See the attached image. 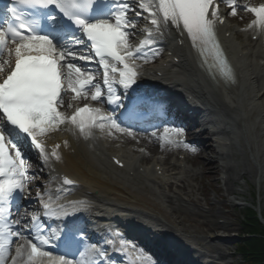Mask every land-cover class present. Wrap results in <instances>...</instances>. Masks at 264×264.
<instances>
[{"label": "snow or ice", "instance_id": "snow-or-ice-1", "mask_svg": "<svg viewBox=\"0 0 264 264\" xmlns=\"http://www.w3.org/2000/svg\"><path fill=\"white\" fill-rule=\"evenodd\" d=\"M220 3L237 15L238 0H137L135 6L129 0H12L11 7L5 5L10 18L0 24V264H98V258L106 255L86 243L88 225L76 215L87 207L86 202H62L64 186L74 185L72 179L63 178L55 195L38 193L41 209L32 211L30 219L22 214L26 210L19 202L31 197L30 183L35 179L29 172L28 152L35 149L45 164L60 161V145L49 152L45 139L62 125L85 139L96 130L135 139L134 123L144 118L158 129L160 125L152 121L167 109L160 99L141 91L136 61L149 62L142 49L166 27L187 35L203 63L214 70L213 78L234 83L236 74L216 34L217 24L224 22ZM242 10L255 17L249 28L264 32V4L245 5ZM141 17L150 26L146 38L134 46L130 37L137 35L134 29ZM76 61L98 63L103 69L102 85L94 83L91 69ZM69 92L74 100L112 106L110 114L89 104L65 114L60 109ZM150 134L157 136L156 131ZM184 135L182 126H170L164 128L162 139L195 151L184 142ZM42 216L61 223L55 230L47 228ZM107 242L116 245L115 239ZM129 247L119 240L120 251L127 253ZM52 248L59 251L54 253ZM136 260L155 264L143 251Z\"/></svg>", "mask_w": 264, "mask_h": 264}, {"label": "bare ground", "instance_id": "bare-ground-1", "mask_svg": "<svg viewBox=\"0 0 264 264\" xmlns=\"http://www.w3.org/2000/svg\"><path fill=\"white\" fill-rule=\"evenodd\" d=\"M246 15L247 13H241L242 18ZM167 29L168 32L167 34L165 33V39L162 40V44L169 46L170 51L173 53L174 56L169 57L171 60L174 57L179 59V65H175L174 63L173 65L183 70L186 79L184 83H181L178 80H169L168 82L179 84L180 87H183L186 91L197 96V99L205 106L204 111L208 115L216 118V124L219 129L222 130L221 132L228 134V140L231 144L235 142L238 135H240L239 133H241L243 137L252 138L255 126H257L258 131H256V135L258 136L259 133L264 139V69L260 67L259 64L255 63V60L259 61V58L254 54V51H256L255 48H258L261 51L264 50L259 43L255 42L253 47L250 44L243 48L238 45L235 46L231 37H234L236 29L232 26H227L225 28L224 34L226 32H230L231 34V37H226L225 40L228 42L232 41V48L235 50L236 56L240 53L242 55L238 59V63H241L240 66H238L240 87L229 91V93L232 92L231 95L235 97L236 105L241 104V107L237 108V111H234V113H231L229 106L224 101V93L226 92V89L213 85L207 81V86L210 88V95L204 90L203 86H201L197 79H204L205 77L198 69L194 57L186 47L179 48L176 46L178 44V39L176 37L177 35H180V31L172 28ZM255 33L257 34V30L252 33L251 38ZM259 54L262 53L259 52ZM243 67H246V70H244ZM244 72L248 74L250 81H243L242 75ZM192 83L193 85H191ZM210 98H213V100ZM176 101H180V99H177ZM238 110H242V112H239ZM242 121L249 122V124L242 125ZM233 122L238 126L237 129H233ZM229 130L232 132H228ZM216 132H219V130L213 133L214 138ZM65 137L66 138L64 139H60L63 142V149L60 151L62 162H55V171L57 174H64L75 180L76 191L74 195L77 196L78 201L86 202L87 207L85 212L88 217L93 218L96 214H102L103 217H107L104 223L119 222L122 224H128L130 223L129 221L135 220V218H132L133 215L138 214V217L142 216L147 218H149L150 215H156V210L149 200L142 195L132 192L130 187H126L123 182L110 180L107 174L103 173L96 167V161L94 158V155H96L95 150H102L103 145L97 139L95 134H93L90 139H85L82 136L74 134V132L70 130V136L65 135ZM125 140L130 142H133V140L137 141V139L130 137H126ZM65 141H67V147L64 146ZM139 142L143 143V139L140 138ZM252 144L253 143L250 144V149H254ZM223 145L226 146V144H221V147H223ZM145 147L149 149L151 153L168 151V148L166 147H155L149 144H145ZM259 147V152L262 151V159L264 163V142H262V140ZM207 153L210 155L215 154L213 148H207L206 151L204 150V152L198 155V159L201 163L196 164L201 165L204 170L207 169V166L204 164L202 157ZM212 165L215 166L216 164L213 163ZM160 166L163 167L162 164H160ZM218 173L219 169L216 168L215 171L208 172L206 175L214 177L217 176ZM103 175H106V177ZM262 176L264 177V170ZM180 182L182 183V186L178 187L180 191L191 198L194 195L195 190L189 183L183 182V180H180ZM234 182L235 179L231 177H228L227 181L225 180V184L229 185V192L233 190L232 185ZM204 195L206 196L205 193ZM183 199V197H180L177 201L175 198H170V202L175 206L174 210L181 222H186L196 217L205 219L208 216L190 210V208L186 206V203L188 202ZM190 202L197 204L198 201L190 199ZM177 203L180 205H176ZM210 212L211 215L214 216L216 211L212 208ZM119 213H123V217L118 216ZM203 225H207L208 230L210 231L216 230L219 227L224 229L229 227V224L225 223L220 225L215 220L212 221L207 219Z\"/></svg>", "mask_w": 264, "mask_h": 264}, {"label": "rangeland", "instance_id": "rangeland-1", "mask_svg": "<svg viewBox=\"0 0 264 264\" xmlns=\"http://www.w3.org/2000/svg\"><path fill=\"white\" fill-rule=\"evenodd\" d=\"M238 17L239 20H242L244 18H241V16H231L229 19V22L231 25L233 26H237L236 22H238ZM250 18V17H248ZM248 18L246 21H248ZM245 24V23H243ZM210 143V142H209ZM208 144H206L207 146ZM130 147V146H129ZM208 147V146H207ZM131 148H134V146H131ZM229 152L228 154H226V156L223 157V155H218L219 160L215 161V163H217L215 166H212L211 164L213 163L212 161H210V156H208V154L204 157V161L206 162V166L207 172H213L216 170V168H218V166L220 167V173L217 176L214 177H207L204 179L203 183H202V166H195L192 164L189 166V168H187V172L190 173V177L188 178L190 184L195 187V188H203L205 190V192H207L208 197L210 199L209 204H207V202L205 201V198L200 195V193H197L195 195V197H197L198 199H200L201 201V205H202V209L203 211L209 212L210 210V205L214 204L216 206V209L218 211L215 212L216 217H213L211 215V212H209L210 214H208L209 217H212V219H217L219 223H223V222H228L229 224L232 225L231 228L227 229V230H220L218 232H220L221 234H223L225 231L228 233H233V234H237L239 233L238 231L241 230V226H240V218H239V208L234 207L235 205H233L230 202V198H233V194L231 193H226L225 192V187L224 184L221 183L222 177L225 175V171L222 170V166H229L231 168V173L230 176L232 175L233 178L236 179L237 183L234 185H232L234 190H238L241 189L242 191H245L246 194L248 195L249 198V194L252 193L257 196L258 198L261 200L260 204H261V208L264 211V183L261 186L260 184V190L257 186V182L260 181V177L259 174L257 173V168L253 165V163L245 156L242 148L239 150L237 148H229ZM201 150H206L204 147L201 148ZM208 151V150H207ZM153 155V154H152ZM198 157L194 158V162H199L197 160ZM262 165V164H261ZM243 171V172H251L248 173V175L245 178H242L239 173ZM197 180H194V177ZM218 180V184L216 185H212V181ZM253 184L255 186H253ZM36 185V183H35ZM217 188H220L221 191L218 192ZM253 190H255V192H253ZM175 192L177 193H181L178 190H175ZM174 190L173 192L168 191V194H175ZM160 195H164L163 192L160 193ZM186 199L187 196L182 194ZM221 195H225L227 196V198L223 199ZM229 197V198H228ZM257 197L255 198L256 201ZM168 201V199H158V201ZM237 201V199H235ZM226 202V203H225ZM239 203V201H237ZM165 205H163L162 211L164 212V216L166 214V216L170 219H177L178 217L175 215V210L173 209V206L170 207V203L165 202ZM229 206L230 208L226 207ZM195 209H197V207H193ZM197 212V210H196ZM165 216V217H166ZM167 218V219H168ZM168 219V220H170ZM170 220V221H172ZM203 220L202 219H195L194 221H189L186 223V226L189 227L191 233L193 234V236L198 240L199 244H202V251L206 252V253H210L213 252V248L212 246L214 245V242H210L208 240V237H211V233L206 232L207 228L202 226ZM214 247V246H213ZM221 250L226 253L225 254V259L226 262H233L234 264H241V261L239 259V257H234V259H231V253L234 252V244L230 243V244H222L220 245Z\"/></svg>", "mask_w": 264, "mask_h": 264}, {"label": "trees", "instance_id": "trees-1", "mask_svg": "<svg viewBox=\"0 0 264 264\" xmlns=\"http://www.w3.org/2000/svg\"><path fill=\"white\" fill-rule=\"evenodd\" d=\"M248 253L252 254L255 258L264 257V244L260 240L249 241Z\"/></svg>", "mask_w": 264, "mask_h": 264}]
</instances>
